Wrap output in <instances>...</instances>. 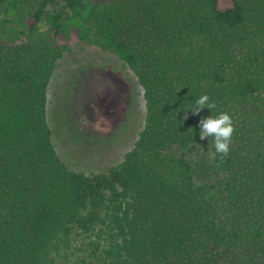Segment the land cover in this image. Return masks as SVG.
Wrapping results in <instances>:
<instances>
[{
    "label": "trees",
    "instance_id": "obj_1",
    "mask_svg": "<svg viewBox=\"0 0 264 264\" xmlns=\"http://www.w3.org/2000/svg\"><path fill=\"white\" fill-rule=\"evenodd\" d=\"M221 1L185 0L175 12L173 0H0L1 35L41 32L52 59L77 43L110 51L133 72L145 104L123 162L85 174L52 144L46 82L19 88L29 142L14 179L0 162V264H49L44 237L57 233L84 236L73 264H264V131L234 123L229 155L210 161L222 178L220 214L214 187L195 184L183 156L161 157L175 145L213 151L200 139L201 118L232 116L251 100L264 107V0ZM202 94L215 108L193 114L187 108ZM20 175L31 183L23 190Z\"/></svg>",
    "mask_w": 264,
    "mask_h": 264
},
{
    "label": "rangeland",
    "instance_id": "obj_2",
    "mask_svg": "<svg viewBox=\"0 0 264 264\" xmlns=\"http://www.w3.org/2000/svg\"><path fill=\"white\" fill-rule=\"evenodd\" d=\"M185 0H173L175 12L183 10ZM230 3L222 0L220 8ZM41 32L24 36L0 34V162H6L5 176L14 179L21 170L20 158L29 142L21 111L15 106L19 88L27 82H46V118L51 141L58 157L71 170L85 174L105 173L119 166L132 151L145 120L143 91L133 72L110 51L88 43H77L52 59ZM48 61V63H45ZM258 107V110L257 108ZM233 122L247 131H264V107L251 100L245 107L231 108ZM204 144L187 148L170 146L161 157L171 160L183 156L192 168L198 186L214 187L209 199L221 212L222 178L211 172V162L203 153ZM144 161L150 166L147 152ZM18 177L20 190L31 185ZM18 244L26 242L17 234ZM42 250L49 264H73L81 258L83 235L70 237L45 235ZM23 240V241H22Z\"/></svg>",
    "mask_w": 264,
    "mask_h": 264
},
{
    "label": "clouds",
    "instance_id": "obj_3",
    "mask_svg": "<svg viewBox=\"0 0 264 264\" xmlns=\"http://www.w3.org/2000/svg\"><path fill=\"white\" fill-rule=\"evenodd\" d=\"M205 107L211 111L215 108V104L210 101L207 94H202L195 100L194 106L187 109H190L193 114H198ZM235 131L233 118L226 111H220L215 116L211 114L199 120L200 139H211L213 144L214 150L207 154L210 161L216 160L218 156L223 161L229 155Z\"/></svg>",
    "mask_w": 264,
    "mask_h": 264
}]
</instances>
